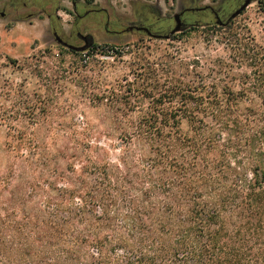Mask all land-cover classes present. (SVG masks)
Listing matches in <instances>:
<instances>
[{
  "label": "rangeland",
  "instance_id": "1",
  "mask_svg": "<svg viewBox=\"0 0 264 264\" xmlns=\"http://www.w3.org/2000/svg\"><path fill=\"white\" fill-rule=\"evenodd\" d=\"M98 1L122 20L134 19V0ZM162 1L165 12L176 9V0ZM73 19L63 13L65 30ZM47 26L44 18L23 22L0 18V194L16 220L35 213L36 206H42L46 216L48 209L68 216L73 190L91 188L90 170L96 166L97 171H107L114 185L123 175L120 189L140 194V199L146 198L141 192H148L146 199L157 205L159 199L150 196L153 186L147 183L153 171L142 170L150 146L136 130L143 118L180 107L176 90L181 88L213 94L227 88L240 95L236 113L242 119L250 117V130L263 125V90L249 89L258 73L241 52L264 56V0L251 3L229 25L198 27L171 38L137 35L118 43L107 40L103 30L90 31L96 46L84 51L56 44L48 37ZM47 41L52 43L46 45ZM254 112L259 115L251 116ZM189 129L183 121L181 131ZM137 173L142 175L134 177ZM144 176L148 180L135 184ZM25 193L35 201L24 203ZM167 199L163 198L165 204H170ZM94 208L100 214V208ZM72 231L73 220L66 233L55 236L54 250H72ZM228 243L238 250L234 264L264 256V236Z\"/></svg>",
  "mask_w": 264,
  "mask_h": 264
},
{
  "label": "trees",
  "instance_id": "2",
  "mask_svg": "<svg viewBox=\"0 0 264 264\" xmlns=\"http://www.w3.org/2000/svg\"><path fill=\"white\" fill-rule=\"evenodd\" d=\"M241 55L252 61L258 73L249 89L261 87L264 93V56L246 50ZM176 91L181 95L180 107L143 118L136 130L150 146L142 170L153 171L147 183L153 186L150 196L159 199L157 205L146 199L148 192H141L145 199L127 194L118 184L119 177H126H116L114 185L107 171H97L98 166L90 170L94 184L87 192L73 190L68 216L50 209L46 216L42 206H36L35 213L16 220L0 194L4 211L0 213V264H234L238 250L228 241L261 239L264 118L263 125L251 131L250 117L242 119L236 113L240 95L227 88L221 94ZM183 121L189 123L187 132L181 131ZM138 179L135 184L148 180ZM32 197L25 193L22 201L34 202ZM72 220V250H54L58 249L55 236L66 233ZM45 228L50 231L43 235ZM246 264H264L263 254Z\"/></svg>",
  "mask_w": 264,
  "mask_h": 264
},
{
  "label": "flooded vegetation",
  "instance_id": "3",
  "mask_svg": "<svg viewBox=\"0 0 264 264\" xmlns=\"http://www.w3.org/2000/svg\"><path fill=\"white\" fill-rule=\"evenodd\" d=\"M161 1L134 0V19L122 20L115 10L111 12L98 0H0V18L14 22L44 18L48 22L47 33L51 40L81 51L96 44L90 31L99 29L104 31L107 40L121 43L137 35L165 37L177 26L178 20L184 28L182 32L214 24L225 26L231 14L245 0H212L209 3L208 0H176V9L172 13L164 11ZM165 1L170 0L162 2ZM65 2H69L70 6L64 5ZM106 3L113 4V0H106ZM171 6H174V2ZM64 12L74 18L68 30L61 22Z\"/></svg>",
  "mask_w": 264,
  "mask_h": 264
},
{
  "label": "water",
  "instance_id": "4",
  "mask_svg": "<svg viewBox=\"0 0 264 264\" xmlns=\"http://www.w3.org/2000/svg\"><path fill=\"white\" fill-rule=\"evenodd\" d=\"M254 1L257 0H245L244 3L235 11L231 14V16L229 17L227 23H229L231 20L235 19L236 17H238L240 14H242L244 12V10ZM178 17V15H177ZM223 25V24H221ZM184 30L182 23L178 20L177 21V26L172 30V32L168 35H166L164 38H171L172 35L182 32ZM52 42L47 41L46 45H50Z\"/></svg>",
  "mask_w": 264,
  "mask_h": 264
}]
</instances>
